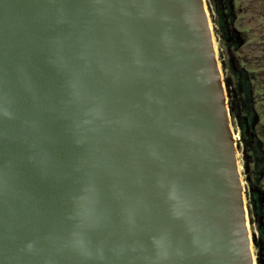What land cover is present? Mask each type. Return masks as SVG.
<instances>
[{"label": "water", "instance_id": "water-1", "mask_svg": "<svg viewBox=\"0 0 264 264\" xmlns=\"http://www.w3.org/2000/svg\"><path fill=\"white\" fill-rule=\"evenodd\" d=\"M202 0H0V264H253Z\"/></svg>", "mask_w": 264, "mask_h": 264}, {"label": "rangeland", "instance_id": "rangeland-1", "mask_svg": "<svg viewBox=\"0 0 264 264\" xmlns=\"http://www.w3.org/2000/svg\"><path fill=\"white\" fill-rule=\"evenodd\" d=\"M203 4L215 41L222 92L226 104L234 107L228 124L237 152L235 166L252 262L258 264V253L264 254V241L259 244V227L264 232V173L259 161L264 150V0H203ZM250 131L255 140L248 146L242 136Z\"/></svg>", "mask_w": 264, "mask_h": 264}, {"label": "flooded vegetation", "instance_id": "flooded-vegetation-1", "mask_svg": "<svg viewBox=\"0 0 264 264\" xmlns=\"http://www.w3.org/2000/svg\"><path fill=\"white\" fill-rule=\"evenodd\" d=\"M215 59H217V58H215ZM226 106H227L228 113H231L232 114L233 113V110H234V107L231 104V102L230 103H227ZM229 129H230V125H229ZM242 137H243V140H244L245 144L248 145V146L252 145V143L255 140V136H254L253 131H250V132H247V133L243 132V136ZM262 153H263V158L261 160H259V161H262V163H264L263 162V160H264V152L262 151ZM260 170H261L262 173H264V166Z\"/></svg>", "mask_w": 264, "mask_h": 264}, {"label": "bare ground", "instance_id": "bare-ground-1", "mask_svg": "<svg viewBox=\"0 0 264 264\" xmlns=\"http://www.w3.org/2000/svg\"><path fill=\"white\" fill-rule=\"evenodd\" d=\"M203 1V0H202ZM204 12H205V15H206V20H207V23H208V28H209V31H210V35H211V42H212V47H213V51H214V53L216 52V48H215V46H214V37H213V35H212V33H211V26H210V24H209V15H208V13H207V10L205 11V8H204ZM215 58H216V55H215ZM218 69V72L220 71V69L219 68H217ZM220 73V72H219ZM229 133H230V129H229ZM230 138H231V142H232V147H233V149H234V153H233V156H234V161L236 162L237 161V152H236V149H235V145H234V141H233V138H232V136H231V134H230ZM236 167V166H235ZM239 179V178H238ZM239 182H240V180H239ZM240 188H241V184H240ZM241 199H242V195H241ZM242 203H243V201H242ZM246 220V219H245ZM245 227H246V225H245ZM251 253V252H250ZM252 255V254H251ZM252 260H253V256H252ZM253 263V262H252Z\"/></svg>", "mask_w": 264, "mask_h": 264}, {"label": "trees", "instance_id": "trees-1", "mask_svg": "<svg viewBox=\"0 0 264 264\" xmlns=\"http://www.w3.org/2000/svg\"><path fill=\"white\" fill-rule=\"evenodd\" d=\"M263 152H264V150H263ZM263 162H264V160H263ZM264 166V163H263V165H262V167ZM261 167V168H262ZM259 233H260V235H261V239H260V241H259V244L261 245V243H262V241H264V232H263V229H261L260 227H259ZM259 244L257 243V242H255V245H256V247L258 248V250H260V247H259ZM262 256L264 257V254H260V253H258V255H257V263L258 264H264L263 263V258H262Z\"/></svg>", "mask_w": 264, "mask_h": 264}]
</instances>
